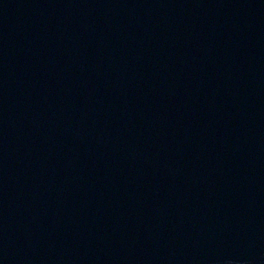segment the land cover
<instances>
[{"label": "water", "instance_id": "1", "mask_svg": "<svg viewBox=\"0 0 264 264\" xmlns=\"http://www.w3.org/2000/svg\"><path fill=\"white\" fill-rule=\"evenodd\" d=\"M0 264H264V0H0Z\"/></svg>", "mask_w": 264, "mask_h": 264}]
</instances>
